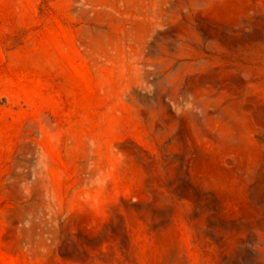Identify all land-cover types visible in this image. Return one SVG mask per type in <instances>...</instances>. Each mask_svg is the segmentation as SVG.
I'll list each match as a JSON object with an SVG mask.
<instances>
[{"label": "rangeland", "instance_id": "rangeland-1", "mask_svg": "<svg viewBox=\"0 0 264 264\" xmlns=\"http://www.w3.org/2000/svg\"><path fill=\"white\" fill-rule=\"evenodd\" d=\"M262 196L264 0H0V264H264Z\"/></svg>", "mask_w": 264, "mask_h": 264}, {"label": "bare ground", "instance_id": "bare-ground-1", "mask_svg": "<svg viewBox=\"0 0 264 264\" xmlns=\"http://www.w3.org/2000/svg\"><path fill=\"white\" fill-rule=\"evenodd\" d=\"M262 186H263V185H262ZM263 197H264V196H262V198H263ZM208 207L210 208V206H208ZM197 208H198V207H197ZM207 209H208V208H207ZM207 209H206V210H207ZM209 212H210V210H209ZM263 212H264V211H263ZM198 216H199V215H198ZM256 216H257V215H256ZM261 220H262V219H261ZM261 220H260V221H261ZM258 221H259V220H258ZM155 222H156V221H155ZM251 222H252V221H251ZM157 223H158V222H157ZM154 225H155V224H154ZM154 225H153V226H154ZM158 225H159V223H158ZM154 227H155V226H154ZM202 227H203V226H202ZM207 227H208V226H207ZM207 227H206V228H207ZM227 227H228V226H227ZM156 228H157V227H156ZM202 229H203V228H202ZM207 229H208V228H207ZM207 229H206V230H207ZM197 230H198V229H197ZM203 230H205V229H203ZM203 230H202V231H203ZM210 230H211V229H210ZM231 230H232V229H231ZM237 230H238V229H237ZM202 231H201V232H202ZM224 231H225V230L223 229L222 232H224ZM233 231H234V230H233ZM199 232H200V231H199ZM222 232H221V233H222ZM234 232H235V231H234ZM214 233L216 234V232H214ZM214 233H212V232H208V236H207V237H209L211 240H212V239L215 240V242L217 243V245H218V243H219V246H220V244H222V245L224 246L223 243H224V242L227 243V241H226V240H225V241L222 240V238L220 237L219 234H218L219 236H217V235H215ZM217 233H218V232H217ZM225 233H226V232H225ZM252 233H253V232H252ZM203 234H204V233H203ZM225 235H227V234H225ZM198 236H199V235H198ZM222 236H224V235H222ZM192 237H193V235H192ZM203 237H204V236H203ZM203 237H202V238H203ZM227 237H228V236H227ZM236 237H238V236H236ZM250 237H251V239H249V244H250L249 246H251V245L256 241V239H257V238L255 239V238L252 237V236H250ZM202 238H201V239H202ZM204 238H205V237H204ZM224 238H225V237H224ZM230 238H231V237H230ZM234 238H235V237H234ZM191 240H192V239H191ZM193 240H194V239H193ZM204 240H205V239H204ZM213 240H212V241H213ZM227 240H228V239H227ZM235 240H236V239H235ZM240 240H242V239H240ZM243 240H244V239H243ZM195 241H196V240H195ZM195 241H194V242H195ZM205 241H206V240H205ZM209 241H210V240H209ZM223 241H224V242H223ZM231 241H232V240H231ZM259 241H260V240H259ZM259 241H257V242H259ZM215 242H214V243H215ZM234 242H235V241L233 240V244H234ZM237 242H238V241H237ZM178 243H179V242H178ZM189 243H191V241H190ZM226 243H225V244H226ZM239 243H240V242H239ZM239 243H238V244H239ZM241 243H243V241H241ZM247 243H248V242H247ZM210 244H211V241H210ZM210 244H209V246H210ZM228 244L230 245V243H228ZM231 244H232V243H231ZM235 244H236V243H235ZM255 244H256V243H255ZM213 245H214V244H213ZM236 245H237V244H236ZM226 246H227V245H226ZM226 246H225V247H226ZM232 246H233V245H232ZM238 246H239V245H238ZM246 246H247V245H246ZM177 247H178V246H177ZM193 247H195V244H194ZM253 247H254V245H253ZM215 248H216V247H215ZM222 248H223V247H222ZM237 248H238V247H237ZM242 248H243V247H242ZM168 249H169V248H168ZM218 249H219V248H218ZM225 249H226V248H225ZM248 249H249V248H248ZM170 250H171V249H170ZM172 250H173V249H172ZM177 250H178V249H177ZM194 250H195V249H194ZM215 250H217V249H215ZM222 250H223V249H222ZM226 250H227V249H226ZM231 250H232V248H231V249L229 248V251H230V252H231ZM217 251H218V250H217ZM219 251H220V250H219ZM251 251H252V250H251ZM256 251H257V250H256ZM174 252H178V251H175V250H174ZM221 252H222V251H221ZM249 252H250V251H248L247 253L249 254ZM168 253H169V252H168ZM172 253H173V252H172ZM180 253H181V252H180ZM251 253H252V252H251ZM174 254H175V253H174ZM221 254H222V253H220V255H221ZM225 254H226V253H225ZM230 254H231V253H230ZM248 254H247V255H248ZM252 254H253V253H252ZM176 255H177V254H176ZM232 255H233V253H232ZM249 255H251V254H249ZM253 255H254V254H253ZM260 255H261V254H260ZM224 256H225V255H224ZM183 257H184V256H183ZM225 257H226V256H225ZM231 257H232V256H231ZM258 257H259V256H258ZM181 259H182V258H181ZM262 259H263V258L260 259L261 262H262ZM183 260H184V259H183ZM242 260H243V259H242ZM245 260H246V259H245ZM255 260H256V259H255ZM169 261H171V260H169ZM177 261H178V260H177ZM186 261H187V260H186ZM229 261H230V260H229ZM229 261H228V263H229ZM252 261H253V260H252ZM252 261L250 262V264H256V263H257V262H256V263H253ZM171 262H172V261H171ZM226 262H227V261H226ZM237 262H238V261H237ZM172 263L175 264L174 262H172ZM184 263H185V262H184ZM230 263H231V261H230ZM245 263H246V262H245ZM181 264H182V263H181ZM246 264H248V261H247ZM259 264H260V263H259Z\"/></svg>", "mask_w": 264, "mask_h": 264}]
</instances>
